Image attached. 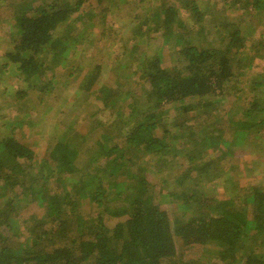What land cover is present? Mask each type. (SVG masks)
Instances as JSON below:
<instances>
[{
    "label": "trees",
    "instance_id": "obj_1",
    "mask_svg": "<svg viewBox=\"0 0 264 264\" xmlns=\"http://www.w3.org/2000/svg\"><path fill=\"white\" fill-rule=\"evenodd\" d=\"M242 1L244 4L239 5L237 0H230V5L234 10L255 9L254 14L259 17L263 14L264 0ZM20 3L23 8L14 26L17 32L15 43L6 57L17 65L23 83L36 88L38 86L33 80L44 72L50 50L56 48L55 53L61 56L66 50L65 43L69 42L68 38V41L62 38L61 31L59 36L55 32L67 23L73 11L89 3L85 4L87 0H46L29 11H25L24 6L30 9V1L22 0ZM180 3L198 17L205 16L207 12L213 16L215 14V10L201 11V0H183ZM212 3L213 0H209V6ZM178 12L176 6L166 7L160 16L164 17V24L168 26L176 19ZM229 19L226 16L224 20L229 23L225 31L222 30L227 27L225 22H221L222 27L219 24V30L224 33L222 37L226 36V40L221 37L222 43L218 46H211L209 41L203 48L188 42V47L184 48L187 65L181 70L163 66L156 57H150L143 65L140 63L136 72H140L148 82L146 88L142 86L145 95L141 97L144 101L130 96L129 113L125 119H122L123 113L117 110L114 120L106 124L108 130L118 129L116 133L105 129L107 132L101 138H96L95 143L78 145L74 139L64 140L57 136L50 150L48 146L40 158L31 144L19 139L14 132L16 126L22 130L26 128L22 118L16 117L7 124L8 133L0 136V179L10 189L20 188L15 190V197H21V194V198L33 196L44 207V213L40 219L35 217L31 227L25 225L23 232L11 234L10 221L18 209L13 206L9 208L12 201L5 199V205L0 206V264H264L263 188L254 186L249 190L241 187L240 194L236 193L223 201L217 200L212 193L209 195V191L196 188V178L193 180L188 170L175 180L182 188L190 180L192 190L180 192L176 184L169 192L170 196L183 203H192L191 211L174 212L159 199L162 188H168L173 180L169 176V169L173 173L176 162L174 157L167 158L171 151L186 154L192 164L190 169L203 170L204 174L210 170L211 163L215 164L214 175L207 179L210 183L221 174H227L223 166L216 167L219 160L216 163L214 159L205 163L197 160L195 150L201 131L197 135L190 131L188 140L182 142L180 149L169 139L170 129L163 131L161 136L157 135L155 129L159 120L169 111L166 105L197 98L198 104L175 110L178 113L175 115L176 126L183 128L186 110L192 112L204 103L205 110L218 112L217 106L223 99L218 95L223 93L225 84L235 78L237 81L233 87L238 88L239 78L248 74L249 81L242 86L254 85L252 89H257L260 94L251 92L249 100L243 99L238 108L233 112L232 107L229 108L222 117L230 119L236 135L253 129V132L264 131V70L250 73L252 60L248 53L250 58L231 60L230 57L250 49L246 44L248 38L240 26L248 18L242 15L235 21ZM195 20L190 18L193 29L197 28ZM181 23L185 25L182 20ZM78 42L74 40V43ZM47 45L49 48H46ZM132 47L136 46L133 44ZM78 69V74L72 72L73 77L83 71V68ZM86 77L88 83L84 84L83 92L90 91L98 77L97 68L95 72L87 73ZM42 87L46 89V86ZM21 90L16 93L19 98L27 91L26 88ZM98 92L106 93L102 100L107 107L112 108L116 104V97L113 98L107 88L101 86L90 93L97 95ZM91 94L87 92L86 95ZM125 96L121 95L120 98L125 99ZM239 112L242 118L235 120L234 116ZM199 114L200 111L197 112ZM222 117L218 116V119ZM21 133L22 138L25 134L24 131ZM205 136L209 137L210 134ZM233 139L228 143L231 146L238 143L235 136ZM200 143L203 144L202 141ZM188 145L194 147L196 155L189 152ZM224 154L226 156L225 150L221 155ZM100 157H104L103 160ZM154 157H159L163 169L168 171V176H163L162 184L148 180L146 176L148 162ZM36 161L47 168V172L28 180L26 177ZM51 178H55L53 186L49 185ZM158 178L153 173V179ZM237 186L235 182L234 187ZM3 187L2 182L0 189ZM86 201L93 204L88 211L83 209ZM31 217L33 219L34 215ZM26 229L30 231L27 234Z\"/></svg>",
    "mask_w": 264,
    "mask_h": 264
},
{
    "label": "rangeland",
    "instance_id": "obj_2",
    "mask_svg": "<svg viewBox=\"0 0 264 264\" xmlns=\"http://www.w3.org/2000/svg\"><path fill=\"white\" fill-rule=\"evenodd\" d=\"M21 1L0 0V136L3 137L8 133L10 121L15 120L16 117L22 118L23 126L26 128L22 130L20 126H16L14 132L19 136V139L31 144L40 158L44 156L48 146V151L50 150V147L56 142L57 136L64 140L74 139L75 144L81 145L80 143L86 142L95 143L96 138H101L106 130L116 133L118 129L108 130L106 127V124L113 119L114 112L119 110L123 113L122 119H125L129 113V103L133 95L144 101L141 97L142 86L146 88L148 82L140 72H136L140 63L143 65L144 61L146 62L150 57H156L167 68L177 67L180 70L185 68L187 58L184 48L188 47V42L203 48V45L209 44V41L211 46L221 44V37L224 33L219 30V24L222 27L221 22H225L226 16L230 17V21H235L238 16L242 15L245 19L248 18L245 24H240V26L242 33L248 38L246 44L250 49H244L242 53L231 55V60L251 57L250 73L264 70V57H262L264 55V43H262L264 41V20L262 18L264 9L262 10L263 14L259 17L254 14L255 9L236 8L234 10L230 5V0H213L211 6H209V0H201V11L215 10V14L213 16L212 13L207 12L205 16L198 17L181 5L183 2L180 3V1L183 0H87L85 4H89L86 6L83 4L77 11H73L67 23L55 32L59 36L61 31L62 38L69 39V42L65 43L66 50L59 56L60 54L55 53L56 48H54L55 50L51 49L46 59L44 72L38 74V78L33 80L38 87H28L21 80L23 76L17 69V65L6 57V53L15 43L14 36L17 32H15L14 26L17 23L18 15L21 14ZM28 1L32 6L30 9L24 6L25 11L31 10L33 6L46 0ZM237 1L239 5L243 2L242 0ZM88 6L89 8L85 10ZM172 6L179 8V12L176 19L166 26L164 17L160 14L166 7ZM81 13L82 16H80ZM190 18L192 21L196 18V29L191 27ZM181 20L185 25H182ZM225 24L227 27L222 29L224 31L229 27V23L225 22ZM250 32L251 34H246ZM82 35L84 36L83 40ZM222 38L226 40V36ZM75 39L79 42L74 43ZM133 44L136 47H132ZM46 48H49V45ZM234 51L237 52L236 49ZM132 52L136 53L132 56L130 55ZM78 68H83L81 69L83 71L77 77H73L75 75L72 72L78 74L80 71ZM96 68L98 77L89 88L90 91L84 92L91 94L92 90L104 86L113 94V98L117 99L112 108L103 103L102 98L106 95L105 92H98L97 95H86L83 92L84 84L88 83L87 73L95 72ZM239 80L238 88L233 87V83L235 84L237 81L235 78L225 84L223 93L218 95L219 98H223L217 106L218 112L205 110L204 103L192 112L186 110L184 129L181 125L180 127L176 126L175 115L178 113L175 110L179 107L193 105V103L198 104L197 98H187L165 106L169 111L163 114L162 119L159 120L155 129L157 135L161 136L163 131L170 129L169 139L180 149L182 142L188 140L190 131L196 135L201 131V135H198L201 137L198 140L199 145H196L197 149L195 150L198 155L194 153V147L191 145H188L189 152L196 155L199 162L205 163L214 159V163H216L219 160L216 167L223 166L227 172L226 175L221 174L214 178L210 183L207 179L214 175L215 164L211 163L210 170L204 174L203 170L190 169L192 164L187 160L186 154L171 151L172 153L170 152L171 154L169 153L167 158L174 157V162H176L173 173L169 169V176L173 180L168 188H162V195L159 199L168 204L172 211H191L192 203H183L182 200L175 199V196H170L169 192L176 184L180 192L185 189L192 190L193 185L190 186V180L186 182L187 186L184 188L178 185L179 182L175 180V177L183 175L188 170H190L193 180L196 178L194 181L197 185L196 188L200 187L204 191H209V195L212 193V196L217 200L223 201L236 193L240 194L241 187L249 190L254 186L264 189V131L253 132V129L251 132L241 131L238 132L241 135H236V130L232 128L230 119H226V116L222 117L229 108L232 107V112L238 108L237 106L243 102V99L249 100L252 97L251 92L260 94L257 89H252L254 85L242 86L249 81L248 74H243ZM83 81L85 82L82 83ZM42 86H46L44 87L46 89L43 90ZM23 88L27 89L26 94L19 98L16 93L22 91ZM124 93H128V95L125 96ZM121 95L126 98H120ZM235 97L241 99H235ZM199 111L201 115H197ZM236 115L234 116L235 120L242 118L241 112ZM218 116L223 119H218ZM21 131H24L25 134L22 138ZM205 134H210V136H205ZM234 136L238 143L231 146L228 143L234 140ZM94 139L95 141H93ZM201 141L203 144L200 143ZM225 142L227 143L225 144ZM209 143L210 145L207 146ZM234 148L235 150H233ZM224 150L226 156L225 154L221 155ZM103 158L100 157L101 160ZM35 163L32 171L26 177L28 180L33 176L47 172V168H44L41 163L37 161ZM148 164L146 172L148 180L162 184L165 179L163 176L167 177L168 171L163 169L159 157H154ZM162 169L163 171H161ZM153 173L160 178L153 179ZM229 178L231 180H228ZM53 179L55 178L49 180L50 186L55 183ZM2 182L5 187L0 189V206L5 205L6 199L12 201L9 208L13 206L18 209L14 213L15 216L11 218L10 225L11 223L12 225L9 230L11 234L23 232L25 225L27 227L33 225L35 217L37 219L42 217L44 207L36 199H33V196L27 195L23 197L26 199L24 200L21 198L23 194L20 193L21 197L18 195L15 197V192L20 188L10 189L4 180L0 179V183ZM235 182L238 183L237 187H234ZM68 183H70L69 180ZM91 207L93 204L86 201L83 209L88 211ZM32 215H34L33 219ZM28 229H26V234ZM14 242L17 241L14 240Z\"/></svg>",
    "mask_w": 264,
    "mask_h": 264
}]
</instances>
